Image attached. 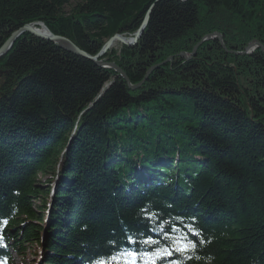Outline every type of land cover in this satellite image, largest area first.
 I'll use <instances>...</instances> for the list:
<instances>
[{"label":"trees","instance_id":"trees-1","mask_svg":"<svg viewBox=\"0 0 264 264\" xmlns=\"http://www.w3.org/2000/svg\"><path fill=\"white\" fill-rule=\"evenodd\" d=\"M68 4L0 0V46L40 21L94 56L152 6L136 44L99 60L139 86L27 33L0 58V264L33 245L29 264H124L183 237L193 258L157 264H264V53L225 51L264 46V0ZM209 32L224 49L212 38L159 65Z\"/></svg>","mask_w":264,"mask_h":264},{"label":"water","instance_id":"water-1","mask_svg":"<svg viewBox=\"0 0 264 264\" xmlns=\"http://www.w3.org/2000/svg\"><path fill=\"white\" fill-rule=\"evenodd\" d=\"M152 6H150L149 10L147 11V13L145 14L142 22L140 23V27L134 32V35L131 37H125L123 35L120 34H115L112 37L108 38L105 43L102 45L100 51L94 55V56H90L87 53L83 52L81 49H79L76 45H74L69 39L62 37V36H58V35H54L52 33L49 32H41V31H37L32 23L29 24H25L24 26H22L21 28L17 29L16 33L21 34L23 31H29L33 36L47 40V41H51L55 44H57L58 46L62 47L63 49H65L68 52H71L73 54L76 55H80L83 57H86L92 61H94L96 64H98L100 67H109L114 69L118 74H120L121 77L124 78V80L127 82L128 87L131 90H134L136 87L139 86V84L137 85H131L128 82V79L126 77V75L122 72L121 69H119L117 66H115L112 63H104L102 61H99L101 57H103L102 55H104L106 53V51H108L113 45H115V43H119L121 45H125V46H133L136 44L137 39L140 37L143 28L145 27L148 18H149V11L151 9ZM39 25V24H38ZM43 25V24H42ZM44 26V25H43ZM45 27V26H44ZM46 28V27H45ZM218 38V33H213L212 35H207V37H202L201 39L198 40V42L196 43V45L193 47V50H196V47L202 43L204 40L207 41L209 39L212 38ZM18 37L15 36V33H13L12 35H10L6 41L0 46V58L3 57L4 55H6V53L9 51V49L11 48L12 44L14 43V41L17 39ZM256 47L260 48L261 45L259 42L257 41H251L248 43V45L246 46L245 50H243L240 54H244V53H249L250 51H252L253 49H255ZM195 51L191 52V56H188V58L190 59L193 55H194ZM190 55V54H189ZM187 58V57H186ZM187 59V60H189ZM156 68V66L151 67V69ZM149 69L147 71V73L151 70Z\"/></svg>","mask_w":264,"mask_h":264},{"label":"snow or ice","instance_id":"snow-or-ice-1","mask_svg":"<svg viewBox=\"0 0 264 264\" xmlns=\"http://www.w3.org/2000/svg\"><path fill=\"white\" fill-rule=\"evenodd\" d=\"M3 223L6 224L7 221H3ZM193 234L197 235V233H193ZM128 241L129 243H135L132 237H129ZM143 243L151 245L159 242L149 238L147 240H144ZM195 248H196V242L189 241L187 240V237H183L181 239L173 241V246L160 248L152 253H149L147 251H143L139 253L135 251H129L126 253H122L121 256L124 257V264H136V258L138 255L145 260L146 264H157L158 259L171 256L174 251L179 252L181 255H185L189 259H191L193 257L190 254L195 250ZM112 259L119 261L120 257H113ZM101 264H104V262H101ZM173 264H176V262H173Z\"/></svg>","mask_w":264,"mask_h":264},{"label":"rangeland","instance_id":"rangeland-1","mask_svg":"<svg viewBox=\"0 0 264 264\" xmlns=\"http://www.w3.org/2000/svg\"><path fill=\"white\" fill-rule=\"evenodd\" d=\"M75 1L76 0H69V4L67 5V6H65L64 7V11H66V12H69V10H70V7L72 6V5H74V3H75ZM144 18V17H143ZM149 19V18H148ZM143 20V19H142ZM142 22V21H141ZM140 27V24H139V26H138V28ZM137 28V29H138ZM143 32V31H142ZM213 33H218V32H209V33H206V34H204V35H202L201 37H200V39L202 38V37H207V35H212ZM133 35H134V33H133ZM133 35H131V36H133ZM131 36H129V37H131ZM216 39L219 41V45H220V47H222L223 49L225 48V46H224V43H223V37H222V35L220 34V33H218V38L216 37ZM138 40V39H137ZM205 41V40H204ZM203 41V42H204ZM252 41H256V40H252ZM198 42V41H197ZM202 42V43H203ZM251 42V41H250ZM258 42V41H257ZM202 43H200V44H202ZM199 44V45H200ZM196 45V44H195ZM194 45V46H195ZM198 45V46H199ZM247 45H248V43H247ZM246 45V46H247ZM260 45H261V47L259 48L263 53H264V46L260 43ZM197 46V47H198ZM246 46L243 48V50H245V48H246ZM196 47V48H197ZM242 50V51H243ZM192 51H193V48H192ZM191 51V52H192ZM226 52H228V53H233V54H235V55H245V54H248V53H244V54H240L242 51H234V52H232V51H229V50H225ZM191 52L190 53H185V52H181V51H179V52H176L175 54H173V55H169L166 59H164L162 62H160L159 63V65H163V64H165V62H169V61H171V60H174V58H176V57H179V58H182V59H184V58H186V59H189L188 58V56L187 55H189V54H191ZM251 52V51H250ZM187 54V55H186ZM185 60V59H184ZM123 72V71H122ZM130 157V156H129ZM157 158H160V156L157 154V156H156ZM129 161H132V160H130V159H125V163L123 164V166H131L130 164H128V162ZM133 161H135V159H133ZM35 249L38 251V253H39V251H40V249H38V247L36 248V246H30V247H28V249H27V251L25 252L26 253V255L28 254V255H30V257L29 256H27V258H28V262H29V259H32V257H31V254H32V251H35ZM10 254H11V259L13 260V262H16V263H18L19 261V258L13 253V252H10ZM27 261H25V264H29ZM15 263V264H16Z\"/></svg>","mask_w":264,"mask_h":264},{"label":"bare ground","instance_id":"bare-ground-1","mask_svg":"<svg viewBox=\"0 0 264 264\" xmlns=\"http://www.w3.org/2000/svg\"><path fill=\"white\" fill-rule=\"evenodd\" d=\"M66 14H67V12H66ZM33 24V23H32ZM39 24V25H38ZM33 26H34V28L37 30V31H41V32H43V31H45V32H49V33H51L47 28H45L43 25H42V23L40 22V21H38V22H36L35 24H33ZM43 30V31H42ZM13 33H15V36H17V37H19V36H21L22 34H24V33H27V34H30V35H32L29 31H23L21 34H19V33H16V32H11V34L10 35H12ZM105 43V42H104ZM103 43V44H104ZM74 44V43H73ZM75 45V44H74ZM194 47V46H193ZM195 51V49L193 50V52ZM84 52V51H83ZM187 55V54H186ZM192 54H190V55H188V56H191ZM103 56V55H102ZM185 59V61H187V59L186 58H184ZM115 71V70H114ZM128 82H129V80H128ZM130 83V82H129ZM145 237V236H144ZM143 236H140L139 238L142 240L143 238H144ZM16 262H14V264H15ZM16 264H19V262L18 263H16Z\"/></svg>","mask_w":264,"mask_h":264}]
</instances>
